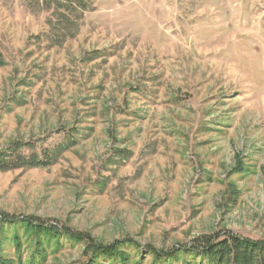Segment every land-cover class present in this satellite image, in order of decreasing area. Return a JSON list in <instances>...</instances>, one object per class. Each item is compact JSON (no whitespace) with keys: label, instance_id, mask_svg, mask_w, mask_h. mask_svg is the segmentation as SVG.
<instances>
[{"label":"rangeland","instance_id":"1","mask_svg":"<svg viewBox=\"0 0 264 264\" xmlns=\"http://www.w3.org/2000/svg\"><path fill=\"white\" fill-rule=\"evenodd\" d=\"M50 16L0 0V152L63 148L0 171V233L32 217L129 242L141 264L223 233L264 240V0H96L64 40ZM11 239L3 255L27 261ZM90 248L63 236L39 264Z\"/></svg>","mask_w":264,"mask_h":264},{"label":"trees","instance_id":"2","mask_svg":"<svg viewBox=\"0 0 264 264\" xmlns=\"http://www.w3.org/2000/svg\"><path fill=\"white\" fill-rule=\"evenodd\" d=\"M51 9L48 19L50 32L61 34L64 40L80 29L85 15L95 8L96 0H43ZM75 29V32L70 31ZM59 37V38H60ZM16 146L0 152V171H6L18 167H47L55 163L63 148L58 147L54 152L44 151L42 156L37 153L24 155L18 152L21 147ZM2 219V218H1ZM7 221L12 224L13 230L0 233V264H39L47 259V248L50 245L59 246L60 238L65 237L73 242L82 240L89 243L92 248L90 262L88 264H141L137 258L124 250L126 246L133 245L129 242H118L111 245L95 243L88 234L75 232L69 228L46 226L39 223L38 219H16ZM2 229V228H1ZM20 231L25 238L22 240ZM8 234V236H7ZM15 245L18 255L21 257L23 245L27 243L29 258L23 262L21 259L7 258L3 255V246L8 239ZM94 242V243H93ZM155 257L154 264H264V240L244 237L235 233H223L214 237H204L196 246L180 248L169 253L157 252L148 249Z\"/></svg>","mask_w":264,"mask_h":264}]
</instances>
